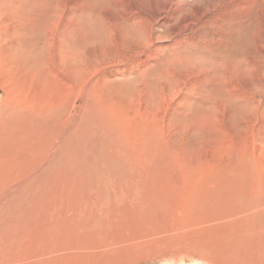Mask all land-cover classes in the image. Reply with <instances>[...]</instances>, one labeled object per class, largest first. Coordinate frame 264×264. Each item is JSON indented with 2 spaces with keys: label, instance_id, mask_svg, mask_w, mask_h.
I'll list each match as a JSON object with an SVG mask.
<instances>
[{
  "label": "rangeland",
  "instance_id": "1",
  "mask_svg": "<svg viewBox=\"0 0 264 264\" xmlns=\"http://www.w3.org/2000/svg\"><path fill=\"white\" fill-rule=\"evenodd\" d=\"M245 243L264 264V0H0V264Z\"/></svg>",
  "mask_w": 264,
  "mask_h": 264
},
{
  "label": "bare ground",
  "instance_id": "2",
  "mask_svg": "<svg viewBox=\"0 0 264 264\" xmlns=\"http://www.w3.org/2000/svg\"><path fill=\"white\" fill-rule=\"evenodd\" d=\"M169 232V230H166L165 233ZM246 239H248V237H246ZM245 245L247 256H244L242 254L233 255L231 254L232 252L228 254L222 252L216 253L215 251L195 248L194 251L181 254L171 252L172 255L161 256L156 258L155 260L143 262V264H251V252L249 250L251 249L252 245L249 243H245Z\"/></svg>",
  "mask_w": 264,
  "mask_h": 264
}]
</instances>
